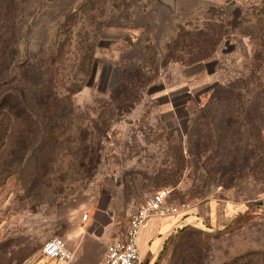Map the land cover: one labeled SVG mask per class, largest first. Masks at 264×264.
<instances>
[{"label": "rangeland", "instance_id": "374dc122", "mask_svg": "<svg viewBox=\"0 0 264 264\" xmlns=\"http://www.w3.org/2000/svg\"><path fill=\"white\" fill-rule=\"evenodd\" d=\"M71 13L73 17L66 18ZM212 22L221 26L223 35L209 57L191 66L164 64L165 45L180 27L207 32L206 25ZM0 37L3 45L16 51L8 78L17 79L34 66L29 78L37 80L48 51L64 44L65 52L54 67L58 91L67 94L70 81H84L81 90L70 95L71 106L61 109L59 118L70 130L53 147L58 153L55 173L47 176L50 164L46 167L33 160L36 145L18 174L12 173L16 163L9 162L10 147L0 150V264H49L40 254L43 244L53 237L64 238L71 219L87 214L94 200L104 205L110 197L116 232L124 231L130 212L160 188L169 189L171 205L190 207L220 198L239 204L241 211L213 224L203 221L202 226L176 230L155 264H170L176 245L185 240L202 248L200 264H232L236 256L243 257L237 264L247 260L264 264L263 180L247 168L238 178L222 170L207 173L201 167L195 172L186 163L175 184L157 182L172 171L167 161L177 138L185 146L186 117L191 124L200 120L205 139L213 128L223 127L222 120L240 111L229 98L230 91L241 94L243 122L264 101V0H173L172 7L162 0H0ZM87 44L94 45L90 72L81 67L83 51L75 49ZM148 45L155 47L158 64L163 62L156 72L147 60L153 52L145 49ZM140 64L152 78L150 87L139 104L113 123L100 145L104 161L96 175L90 176V171L77 175L69 166L71 148L79 145L68 136L77 138L87 125V130H94V121L100 122L99 106L114 94L119 69ZM189 99L198 101L200 109L191 106ZM210 120L212 130L207 128ZM258 121L264 125L263 119ZM208 154L205 150L200 161H206ZM217 162L212 167L217 168ZM146 176L157 185L147 183Z\"/></svg>", "mask_w": 264, "mask_h": 264}, {"label": "trees", "instance_id": "16d2710c", "mask_svg": "<svg viewBox=\"0 0 264 264\" xmlns=\"http://www.w3.org/2000/svg\"><path fill=\"white\" fill-rule=\"evenodd\" d=\"M72 17L73 13L66 16V18ZM206 28L207 32L201 28L186 30L180 27L174 38L165 45L164 64L171 62L181 66H191L209 57L220 41L223 30L220 25L213 22L208 23ZM71 31V26H68L65 34L69 37ZM2 41L0 37V150L10 147L11 160L9 162L16 163L12 173L17 171L18 174L21 169H25L28 163L27 158L33 157L34 161L41 160L46 167L50 164L47 171V176H49L51 173H55L54 165L58 160V153H54L53 147L57 142L60 143L59 138L64 137L63 135L70 130L65 125L64 120L59 118L63 116L61 109L71 106L70 95L80 91L84 81H81V84L77 82L78 80L70 81V86L66 88L67 94H61L58 91L56 81L59 80L55 76L54 67L65 52L64 44L57 45V48L48 51L43 59V69L40 67L41 70L38 71L37 78H39L37 80L29 78L30 72H34V66L28 67L29 70L24 69L22 73L20 72L17 79L15 77L8 78L7 75L11 74L15 67L16 51L9 49L7 45H3ZM75 49L83 51L80 64L81 67L90 72L94 45L87 44L84 47L81 45ZM145 49L153 51L152 53L149 52L147 60L154 67L155 72L158 71L163 62L160 65L157 62L158 59L156 61L155 47L148 45ZM20 67L23 68V65ZM119 71L118 79L112 87L114 94L109 96L107 103L103 102L99 106L98 118H100V122L94 121L95 129L87 130L89 128L87 125L85 128H80V135L77 138L76 136L71 138L67 135L71 142L78 141V148H71L72 164L69 166L74 167V173L77 175L81 176L85 173L87 175L89 171L90 176L96 175L98 166L104 161L100 145L107 140L113 123L117 122L130 108L139 104L151 85L152 78L145 71L143 64L139 66L124 65ZM15 80H18V83L14 84ZM235 87L232 86L233 89ZM229 98H233V105H237V109L240 111H237V114L232 113L230 119L228 117V119L222 120L223 127L221 126L216 130L213 128L215 132L210 131L205 139L199 128L200 120L196 119L194 124H191V120L186 117L185 146L183 140L180 137L177 138L174 146L170 148V155H168L171 160L167 161L172 166V171L167 178L157 181L158 183H163L164 186L168 183L175 184L186 163H191L195 172L201 167L203 171L207 170V173L209 170L212 172L222 170L223 174L231 173L238 178L243 177V170L247 168L249 174L264 181V135L262 134L264 125L258 121V119L264 120V101L257 103L256 108H254V117L249 114L246 121L243 122L239 119L243 112L241 94L230 91ZM189 101L192 102L191 106L200 109L201 105L198 101H193V99H189ZM212 125H214L213 120H210L207 128L212 130ZM246 129L248 133H245ZM88 136L96 137L97 140L93 138L87 140ZM244 138L249 139V141L243 142ZM167 143L171 142L167 141ZM34 145L37 146V150L32 156L31 147ZM205 150L209 151L210 155L208 154L206 161L201 162L200 158ZM190 156L193 159L188 162L186 159ZM214 161H218L217 168L212 167ZM143 179L153 186L157 185L151 176L143 177ZM56 184L57 182H54L53 187L58 188L59 191L60 185ZM194 244L195 246L191 247L189 241L185 240L176 245L175 256L173 254L170 264H200L202 248L198 247V243ZM177 247H179L178 250ZM165 248L164 246L161 252ZM242 258V256L234 257L231 260L232 264H237ZM240 264L252 263L247 260Z\"/></svg>", "mask_w": 264, "mask_h": 264}, {"label": "crops", "instance_id": "0c3cea01", "mask_svg": "<svg viewBox=\"0 0 264 264\" xmlns=\"http://www.w3.org/2000/svg\"><path fill=\"white\" fill-rule=\"evenodd\" d=\"M99 203L100 200L90 202L86 220H82L80 216L71 219L72 227L62 239L71 253V259L63 263L46 260L49 264H104V254L115 239L117 227L110 197L104 205ZM240 211L237 203L213 198L193 204L188 210L176 215L148 219L138 239V249L144 258V264L156 263L169 236L176 230L188 226H202L203 221L213 224L218 218L228 219L232 215L235 217Z\"/></svg>", "mask_w": 264, "mask_h": 264}, {"label": "built area", "instance_id": "2783aa9c", "mask_svg": "<svg viewBox=\"0 0 264 264\" xmlns=\"http://www.w3.org/2000/svg\"><path fill=\"white\" fill-rule=\"evenodd\" d=\"M168 195L169 189H160L147 202L130 212L126 229L117 231L115 239L108 246L104 254V264H144L138 249V239L144 223L152 217L176 215L190 208L186 203L168 204ZM86 218V214L81 217L82 220ZM62 239L53 237L47 240L41 247V257L56 263L69 261L71 253Z\"/></svg>", "mask_w": 264, "mask_h": 264}, {"label": "water", "instance_id": "95a60500", "mask_svg": "<svg viewBox=\"0 0 264 264\" xmlns=\"http://www.w3.org/2000/svg\"><path fill=\"white\" fill-rule=\"evenodd\" d=\"M165 4H167L169 7L173 6V0H162Z\"/></svg>", "mask_w": 264, "mask_h": 264}]
</instances>
